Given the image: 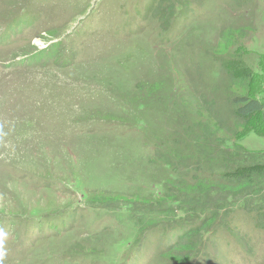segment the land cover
Returning a JSON list of instances; mask_svg holds the SVG:
<instances>
[{
    "label": "rangeland",
    "instance_id": "374dc122",
    "mask_svg": "<svg viewBox=\"0 0 264 264\" xmlns=\"http://www.w3.org/2000/svg\"><path fill=\"white\" fill-rule=\"evenodd\" d=\"M176 1L0 0V264H264V0Z\"/></svg>",
    "mask_w": 264,
    "mask_h": 264
},
{
    "label": "trees",
    "instance_id": "16d2710c",
    "mask_svg": "<svg viewBox=\"0 0 264 264\" xmlns=\"http://www.w3.org/2000/svg\"><path fill=\"white\" fill-rule=\"evenodd\" d=\"M180 3V5L185 4V5H189L190 2L189 0H177L176 3ZM34 55V54H33ZM32 57L29 59L30 61H32L34 58ZM38 57V56H37ZM24 61H26V59H24ZM235 105H236V114H238L239 116L242 117H251L254 115H259L260 118L264 121V98L263 99H259V98H254V97H248V96H241V97H237L235 100L232 101ZM243 160H241V165L239 166V172L241 173V176L244 175V181L240 182V183H235L237 181V179L235 178V176H233L231 173H235L238 172L237 170H235L234 168L232 169H227L224 170V174L226 176L225 179H229L230 184L232 186V189H229L227 192H223V194L221 195V197L213 204L208 206V203H203V206H206L204 209H216L213 211H209L210 213L208 214V210H204V215L205 217H208L209 219L211 218H220V213H222L223 210L230 208L232 204H234V202H236V200H240L241 201V205H239L240 208L245 209L244 206L246 207V209H249V207L251 206V199L249 198V193L246 195V191H247V187L245 186L246 189L242 190V189H238L237 186L240 185H246V183L252 182L253 185H255L256 187H251V188H255V190H263L264 189V163L262 161L259 160V162L254 166L255 170H249L247 168H245V166L243 165L244 162H242ZM229 164H226V167ZM230 170H233V172H231ZM257 172V173H255ZM253 179V180H252ZM237 189V190H236ZM245 192V194H243ZM215 197V196H214ZM258 202L255 204H259V209H264V192H262L261 194H258L257 197ZM196 212V211H194ZM220 212V213H219ZM208 214V215H207ZM197 215V213H193L191 218H195V216ZM207 215V216H206ZM192 230V229H190ZM189 230V231H190Z\"/></svg>",
    "mask_w": 264,
    "mask_h": 264
}]
</instances>
